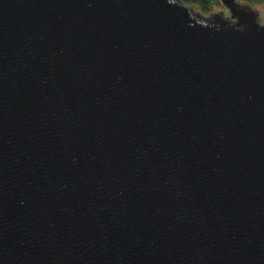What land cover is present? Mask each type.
I'll use <instances>...</instances> for the list:
<instances>
[{
    "label": "water",
    "instance_id": "water-1",
    "mask_svg": "<svg viewBox=\"0 0 264 264\" xmlns=\"http://www.w3.org/2000/svg\"><path fill=\"white\" fill-rule=\"evenodd\" d=\"M0 0V264H264V6Z\"/></svg>",
    "mask_w": 264,
    "mask_h": 264
},
{
    "label": "rangeland",
    "instance_id": "rangeland-1",
    "mask_svg": "<svg viewBox=\"0 0 264 264\" xmlns=\"http://www.w3.org/2000/svg\"><path fill=\"white\" fill-rule=\"evenodd\" d=\"M249 2H251L253 5H257L261 8L262 12H263V6H264V0H248ZM194 5V4H193ZM196 6V5H195ZM221 3L219 0H216V1H212L208 4V7L209 9H214V8H217V7H221ZM197 7V6H196ZM263 18H264V13H263Z\"/></svg>",
    "mask_w": 264,
    "mask_h": 264
},
{
    "label": "trees",
    "instance_id": "trees-1",
    "mask_svg": "<svg viewBox=\"0 0 264 264\" xmlns=\"http://www.w3.org/2000/svg\"><path fill=\"white\" fill-rule=\"evenodd\" d=\"M187 3L190 4H194L196 5L198 8H200L203 12H208L211 9H209L208 4L212 1H216V0H184ZM213 9V8H212Z\"/></svg>",
    "mask_w": 264,
    "mask_h": 264
}]
</instances>
